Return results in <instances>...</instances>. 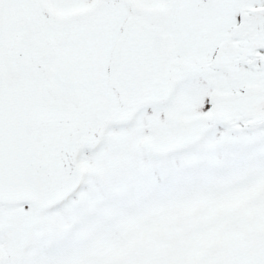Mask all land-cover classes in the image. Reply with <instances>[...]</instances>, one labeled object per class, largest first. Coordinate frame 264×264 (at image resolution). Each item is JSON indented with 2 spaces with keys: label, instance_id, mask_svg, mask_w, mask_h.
I'll return each mask as SVG.
<instances>
[{
  "label": "snow or ice",
  "instance_id": "obj_1",
  "mask_svg": "<svg viewBox=\"0 0 264 264\" xmlns=\"http://www.w3.org/2000/svg\"><path fill=\"white\" fill-rule=\"evenodd\" d=\"M0 264H264V0H0Z\"/></svg>",
  "mask_w": 264,
  "mask_h": 264
}]
</instances>
